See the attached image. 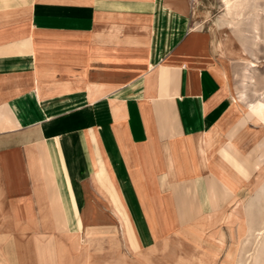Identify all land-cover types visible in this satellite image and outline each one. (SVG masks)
<instances>
[{
    "label": "crops",
    "instance_id": "1",
    "mask_svg": "<svg viewBox=\"0 0 264 264\" xmlns=\"http://www.w3.org/2000/svg\"><path fill=\"white\" fill-rule=\"evenodd\" d=\"M188 8L0 0V264L200 262L242 215L260 128Z\"/></svg>",
    "mask_w": 264,
    "mask_h": 264
},
{
    "label": "rangeland",
    "instance_id": "2",
    "mask_svg": "<svg viewBox=\"0 0 264 264\" xmlns=\"http://www.w3.org/2000/svg\"><path fill=\"white\" fill-rule=\"evenodd\" d=\"M224 2L189 0L190 26L183 48L190 49L197 35L203 33L207 47L210 50L212 47L214 59L223 78L229 83L232 94L239 97L245 92L247 95L245 100L237 101V109L240 118L247 116L248 126L260 128V138L253 147L258 150L250 151L248 157L253 160L261 151L259 157L262 158V167L260 164V167L254 166V171L257 170L251 174L245 192L230 206V210H238L242 215L231 221L223 218L222 224L216 227V238L211 243L212 248L207 250L208 254L200 262L198 258L192 257L187 263L221 264L226 259L227 251L232 250L234 258L226 259L229 260L226 264H239V260L240 264H244L247 255L249 264H264V252L259 253L257 262L251 259L255 252V241L253 236L247 237L248 229L260 228L258 224L264 217V195L261 189L264 186V0L250 2L240 17L228 15ZM223 45H227L230 52L219 57L223 54ZM250 76L253 79L249 84L247 77ZM240 175L245 176V172Z\"/></svg>",
    "mask_w": 264,
    "mask_h": 264
},
{
    "label": "bare ground",
    "instance_id": "3",
    "mask_svg": "<svg viewBox=\"0 0 264 264\" xmlns=\"http://www.w3.org/2000/svg\"><path fill=\"white\" fill-rule=\"evenodd\" d=\"M225 1L226 2H224V4H226L227 14L228 15L230 14V16L234 15L235 17H240L242 15L241 13L245 9V7H247L250 4V2L252 3L254 0H225ZM255 29H257V28L255 27ZM247 79H249L248 81H249V84H250V82H251V80L253 78L250 76V77H247ZM244 93L245 92H243V94L241 93L242 95L240 94L239 97H235L234 96V98H235L234 100H236V102L240 101V100H245L247 98V95L244 94ZM236 98L239 99V100H237ZM261 189H262L263 195H264V186ZM261 223H262V225H261ZM258 225H260L261 227L260 228L256 227V229H248V236H247V237H249V235H251V237L253 236L252 238H254V241H255V252L253 253V256H251V259L253 261H256V262L258 261L259 253L263 254V252H264V217H263V219L261 220V222ZM261 239H262V241H260ZM232 256H233V254H232ZM247 256L248 257L244 261V264H249V261H250L249 260V255H247ZM228 257H230L229 254H228ZM232 258H234V257H231V260H232ZM227 259H229V258H227ZM235 261H236V259H235ZM238 263L240 264V260L238 261ZM254 264H255V262H254Z\"/></svg>",
    "mask_w": 264,
    "mask_h": 264
}]
</instances>
